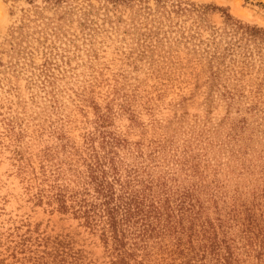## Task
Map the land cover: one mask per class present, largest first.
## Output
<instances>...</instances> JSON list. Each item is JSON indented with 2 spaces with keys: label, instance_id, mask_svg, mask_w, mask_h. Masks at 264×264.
Instances as JSON below:
<instances>
[{
  "label": "rangeland",
  "instance_id": "374dc122",
  "mask_svg": "<svg viewBox=\"0 0 264 264\" xmlns=\"http://www.w3.org/2000/svg\"><path fill=\"white\" fill-rule=\"evenodd\" d=\"M0 264H264V0H0Z\"/></svg>",
  "mask_w": 264,
  "mask_h": 264
}]
</instances>
